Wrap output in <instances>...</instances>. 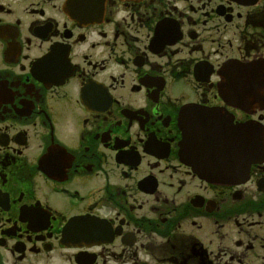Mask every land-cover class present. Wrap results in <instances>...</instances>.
Returning <instances> with one entry per match:
<instances>
[{"label": "flooded vegetation", "instance_id": "flooded-vegetation-1", "mask_svg": "<svg viewBox=\"0 0 264 264\" xmlns=\"http://www.w3.org/2000/svg\"><path fill=\"white\" fill-rule=\"evenodd\" d=\"M263 90L264 0H0V264H264ZM186 105L246 175L180 160Z\"/></svg>", "mask_w": 264, "mask_h": 264}, {"label": "water", "instance_id": "water-1", "mask_svg": "<svg viewBox=\"0 0 264 264\" xmlns=\"http://www.w3.org/2000/svg\"><path fill=\"white\" fill-rule=\"evenodd\" d=\"M183 123V122H182Z\"/></svg>", "mask_w": 264, "mask_h": 264}]
</instances>
